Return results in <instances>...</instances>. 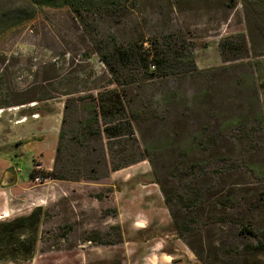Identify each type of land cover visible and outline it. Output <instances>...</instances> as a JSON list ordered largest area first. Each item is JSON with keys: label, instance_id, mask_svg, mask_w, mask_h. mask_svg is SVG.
<instances>
[{"label": "rangeland", "instance_id": "1", "mask_svg": "<svg viewBox=\"0 0 264 264\" xmlns=\"http://www.w3.org/2000/svg\"><path fill=\"white\" fill-rule=\"evenodd\" d=\"M165 11L170 27L190 41L197 70L131 86V118L139 115L132 120L131 139L137 143L131 141V158L140 154L139 145L150 159L117 172L101 162L95 167L99 180L30 176L34 169H56L68 100L62 93L71 89L77 98L87 89L95 93L102 82L104 66L98 56H86L90 43L78 21L68 9L46 8L0 38V220L28 215L38 207L50 216L39 228L34 258L20 264H202L188 243L203 246L212 263L210 248L219 239L229 249L248 241L237 219L264 231V0H187L178 12ZM136 12L119 23L105 20L103 26L120 41L141 33L150 38L169 33L160 9L149 5ZM224 41L240 46L241 52L223 49ZM84 117L68 118L64 129L69 135ZM77 149L66 139V157ZM198 164L202 169L196 176L179 178ZM14 174L17 182L7 187ZM130 179L131 214L141 212L136 202L152 188L163 197L190 196L200 189L204 199H233L243 210L228 209L221 215L233 216L235 222L184 240L175 232L178 243L165 248L167 255L144 252L127 244L130 237L119 224L130 213L121 203ZM93 237L100 243L91 241ZM238 264H264V256Z\"/></svg>", "mask_w": 264, "mask_h": 264}, {"label": "trees", "instance_id": "2", "mask_svg": "<svg viewBox=\"0 0 264 264\" xmlns=\"http://www.w3.org/2000/svg\"><path fill=\"white\" fill-rule=\"evenodd\" d=\"M184 2L187 0H0V38L33 21L46 8L68 9L90 43L86 56L90 55L88 59L98 56L99 62L104 66V72L99 76V81L102 82L96 84L95 93H88L87 89L82 91L84 95L77 98L74 97L77 91L68 89L62 93L68 100L59 135L60 144L56 151V169L51 172L34 169L30 173L32 178L74 182L99 180L95 175V167L101 162L110 163L112 171L117 172L150 159L148 154H141L139 145H136V149L140 154L131 158V141L134 142L133 146L137 143L135 138L131 139L134 136L132 120L139 117L133 115V119L131 118L134 102L131 100V86L146 81L169 80L180 73L188 74L197 70L190 41L183 31L170 27L173 25L172 20L166 17V9L169 15L173 11L178 12L180 4ZM149 5L163 12L166 18L164 22L169 26V33L166 35L158 34L155 38H150L141 33L127 41H120L113 30L109 31L103 26L105 20L119 23L127 19L130 13L142 12ZM221 47L235 53L234 55L241 52L240 46L228 41H224ZM175 98L174 95L173 99ZM74 114H84L85 117L78 120L69 135L64 125ZM66 139L78 147L75 152L71 151L69 157H66ZM95 144L100 145V149ZM200 169L199 164L192 165L187 168L185 176L181 174L179 178L194 177ZM191 193L190 196L187 193L164 194L174 231L181 240L192 234L202 233L211 226H225L233 222V216L221 215L227 214L228 209L243 210V206L233 199L213 202L211 198L204 199V193L200 189L192 190ZM180 214L183 215V221L180 220ZM205 214L206 217L203 218ZM49 218L46 210L38 207L28 215L0 220V264L31 261L37 250L39 228ZM237 220H240L237 224L242 236L248 241L238 249H229L227 243L219 239V245L210 248L212 263L206 258L203 246L195 247L188 243L202 264H238L250 258L264 256V231L258 233L254 227L249 226L252 225L250 221L244 225V219ZM68 229L73 228L70 226ZM114 230L120 233L121 229L114 227ZM91 241L100 243V238L93 237Z\"/></svg>", "mask_w": 264, "mask_h": 264}, {"label": "crops", "instance_id": "3", "mask_svg": "<svg viewBox=\"0 0 264 264\" xmlns=\"http://www.w3.org/2000/svg\"><path fill=\"white\" fill-rule=\"evenodd\" d=\"M148 174H150V171L145 173V175ZM127 184L129 185L127 187V197L125 201L122 199L121 203L129 208L130 213L126 214V217L119 223L122 228H126L125 233H128L130 237V240L126 241L127 244H133L137 247V250H143L144 252L150 251L155 254L167 255L164 251L165 248L169 244H177L178 242L174 240L176 238L174 229H170L172 225L171 216L160 189L152 188L146 193L141 191L144 193L141 195L143 199L136 202V208L141 209V212L131 214V179ZM120 212V216L125 213L122 212L121 206Z\"/></svg>", "mask_w": 264, "mask_h": 264}, {"label": "water", "instance_id": "4", "mask_svg": "<svg viewBox=\"0 0 264 264\" xmlns=\"http://www.w3.org/2000/svg\"><path fill=\"white\" fill-rule=\"evenodd\" d=\"M12 183L8 184L7 187H11L17 182V176L14 174L13 177L11 178Z\"/></svg>", "mask_w": 264, "mask_h": 264}, {"label": "bare ground", "instance_id": "5", "mask_svg": "<svg viewBox=\"0 0 264 264\" xmlns=\"http://www.w3.org/2000/svg\"><path fill=\"white\" fill-rule=\"evenodd\" d=\"M1 112H3L2 110H0Z\"/></svg>", "mask_w": 264, "mask_h": 264}]
</instances>
